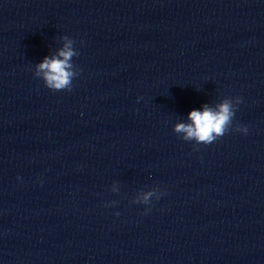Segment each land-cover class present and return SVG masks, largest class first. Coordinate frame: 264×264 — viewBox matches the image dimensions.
<instances>
[{"label":"clouds","instance_id":"1","mask_svg":"<svg viewBox=\"0 0 264 264\" xmlns=\"http://www.w3.org/2000/svg\"><path fill=\"white\" fill-rule=\"evenodd\" d=\"M63 47L56 55L45 57L42 62L35 66L34 76L43 80L44 86L53 92L68 91L73 88L74 78L80 75V69L72 63L73 57L80 55L79 51L73 47L76 41L68 36L61 37ZM241 97L225 98L215 109L207 105L202 110H192L188 113L191 123L179 122L174 125L173 131L184 141H195L197 145H209L223 137L230 130L247 135L248 128L236 124L233 120ZM183 134V135H180ZM198 150V149H197ZM19 179V178H18ZM163 195L157 188L141 193L131 203L150 205L152 198L159 200ZM117 202L112 201L113 206ZM150 209H146L148 211ZM119 215V213H115Z\"/></svg>","mask_w":264,"mask_h":264}]
</instances>
